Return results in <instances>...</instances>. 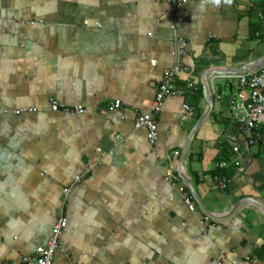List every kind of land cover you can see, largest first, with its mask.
Returning a JSON list of instances; mask_svg holds the SVG:
<instances>
[{"label":"crops","instance_id":"1","mask_svg":"<svg viewBox=\"0 0 264 264\" xmlns=\"http://www.w3.org/2000/svg\"><path fill=\"white\" fill-rule=\"evenodd\" d=\"M257 62L264 0H0V264L45 246L61 208L53 264H264V136L249 143L233 120L240 87L226 74ZM177 63V86L195 89L165 99L150 143L135 117ZM208 72L213 110L197 126ZM51 98L86 112L52 111ZM23 107L34 110L13 112ZM223 162L230 178L212 174Z\"/></svg>","mask_w":264,"mask_h":264},{"label":"built area","instance_id":"2","mask_svg":"<svg viewBox=\"0 0 264 264\" xmlns=\"http://www.w3.org/2000/svg\"><path fill=\"white\" fill-rule=\"evenodd\" d=\"M177 43L175 54L179 57L187 55V41L184 38H179ZM187 70V67L181 63H177L166 70L157 88L150 111L136 115L135 125L146 128L147 138L150 143H155L158 139V120L156 116L161 112L165 99L171 95L185 96L189 91L195 89L193 82H190L185 88L177 86L178 75L182 71ZM232 76L236 78L240 90L229 97L231 116L241 129H246L251 132L249 143H254L264 136V67L260 70L233 74ZM218 96L222 97L221 94ZM121 106L122 101L116 99L107 108H100V112L107 114L109 111L120 108ZM184 107L187 110H191V106L188 103H185ZM50 109L55 112H64L67 114H83L86 112V109L81 105H67L56 98L50 99ZM33 110L34 108L31 107H23L15 109L13 112L15 114H21ZM235 150H238V148L235 147ZM178 153L176 152V154ZM227 165V162L219 164L221 167H226ZM166 178L180 180L178 174H172ZM219 179L221 186L226 188L228 180L226 178ZM80 180L81 176H77L76 181ZM69 191L70 187L65 189L66 193ZM182 196L191 210L197 208L193 195L188 189H183ZM204 219L210 220L209 216H205ZM67 225V217L64 209L61 208L57 221L51 229L48 243L45 246L36 248L32 254L23 257V262L25 264H53L55 255L63 249L62 235Z\"/></svg>","mask_w":264,"mask_h":264},{"label":"water","instance_id":"3","mask_svg":"<svg viewBox=\"0 0 264 264\" xmlns=\"http://www.w3.org/2000/svg\"><path fill=\"white\" fill-rule=\"evenodd\" d=\"M260 63H264V62H257L255 65L251 63L249 64H243V65H240L238 67H235V68H230L229 71L226 72V74H237V73H243V72H250L251 70H257L255 68H258L257 66H259L258 69L264 67V64H260ZM251 68V69H250ZM210 74H219L218 72H215V73H206L205 74V78L203 80V92H204V96L208 102V110L206 112V114L204 115V117L201 119V121L198 123L197 126L201 125L208 117L209 115L211 114L212 110H213V105H214V98L211 94V91H210V85H209V82L207 80V77L210 76ZM190 182V181H189ZM189 185V188L191 189L193 195H194V198L198 204V207L202 210V212L204 214H206L207 216L209 217H214L216 218L215 216H212L211 212L205 207L204 203L202 202L201 198L199 197V195L197 194V192L195 191V189L193 188L191 182L188 183ZM247 200L243 201V202H240L234 209L233 211L230 213L233 214L238 208H240L242 206V204H244V202H246ZM258 205L264 210V204L262 202H258ZM217 219V218H216Z\"/></svg>","mask_w":264,"mask_h":264},{"label":"trees","instance_id":"4","mask_svg":"<svg viewBox=\"0 0 264 264\" xmlns=\"http://www.w3.org/2000/svg\"><path fill=\"white\" fill-rule=\"evenodd\" d=\"M201 90L199 92V96H201ZM198 98V96L195 97V99ZM233 173V170L232 169H229V168H226V167H223V168H220V167H216L215 170H213L212 174L215 176H226L227 178H230V176L232 175Z\"/></svg>","mask_w":264,"mask_h":264},{"label":"clouds","instance_id":"5","mask_svg":"<svg viewBox=\"0 0 264 264\" xmlns=\"http://www.w3.org/2000/svg\"><path fill=\"white\" fill-rule=\"evenodd\" d=\"M211 2L214 3V4H216V5H219L220 2H221V0H211ZM229 2H230V0H229Z\"/></svg>","mask_w":264,"mask_h":264}]
</instances>
